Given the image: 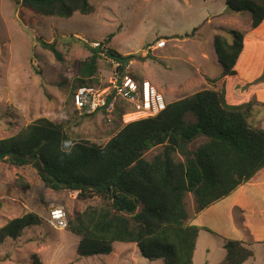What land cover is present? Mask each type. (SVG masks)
<instances>
[{"label":"rangeland","instance_id":"374dc122","mask_svg":"<svg viewBox=\"0 0 264 264\" xmlns=\"http://www.w3.org/2000/svg\"><path fill=\"white\" fill-rule=\"evenodd\" d=\"M15 2L0 0V139L44 117L61 122L74 140L102 145L132 119L128 116L131 109L127 107L110 114L88 116L69 105L77 76L76 64L91 55L83 42L89 46L91 42H98L101 49L109 47L122 55L134 54L140 58L130 60L126 69L133 76H145L156 83V88L167 96L166 102L204 89H222L229 104L252 102L248 120L264 129V19L253 30L248 10L230 12L224 0H89L90 14L74 13L69 18H59L37 16ZM223 29L241 31L246 46L234 66L235 74L230 76L221 75V66L213 51L216 33L231 38ZM110 33L113 36L106 41ZM53 40L63 57L61 62L40 45L41 41ZM160 40L164 45L146 51L147 46ZM203 51L207 58L204 60L200 58ZM113 70L111 59L99 52L94 84L105 85ZM202 77L216 80L205 82ZM125 108L128 113L119 118V111ZM204 140L199 137L189 146L194 149ZM160 148L155 146L143 156L151 159ZM38 168L35 162L14 167L0 159V225L29 211L42 219L41 225L29 227L21 237L6 239L0 245V264H33V254L42 264H164L160 258L142 257L135 244L122 242L113 243L108 255L79 256L76 253L79 237L67 228L48 224L49 210L61 206L70 216L97 205L99 198L90 194L79 196L77 191L45 188ZM18 176L23 179L18 180ZM247 196L240 199L246 203L251 224L258 225L259 207L264 206L258 199H264V185H256ZM185 201L191 215L195 210L191 193ZM222 204L210 207L209 212L220 216L222 210L215 212V209ZM220 228L201 232L193 264H222L225 249L221 240L233 234H228L225 227ZM250 248L254 256L243 264H264V244Z\"/></svg>","mask_w":264,"mask_h":264},{"label":"trees","instance_id":"16d2710c","mask_svg":"<svg viewBox=\"0 0 264 264\" xmlns=\"http://www.w3.org/2000/svg\"><path fill=\"white\" fill-rule=\"evenodd\" d=\"M224 1L230 12L248 10L252 29L264 19V0ZM15 3L43 17L69 18L74 13L92 12L89 0ZM223 30L231 38L216 33L213 49L221 75L230 76L235 74L234 66L243 51L244 34L236 29ZM112 36L108 34L105 40ZM82 44L91 55L76 64L73 91L80 85H95L99 52L119 62L120 71L133 58L140 59L109 47ZM40 45L58 61L63 60L55 40L41 41ZM127 73L139 79L129 70ZM215 80L206 78L211 83ZM252 110V102L229 104L222 89H204L167 102L155 116L129 120L102 145L74 140L61 122L42 117L0 139V153L5 152L1 160L14 167L35 162L45 188L99 198L97 205L67 215V229L79 237V256L108 255L113 243L122 242L135 244L139 254L149 260L193 264L198 233L201 229L210 230L189 224L186 195L192 194L195 212H200L264 169V129L249 122ZM126 111L120 110L118 117ZM199 137L205 140L191 149L189 144ZM155 146H160V150L146 159L144 152ZM11 152L26 156L16 157ZM17 186L15 183L16 189ZM41 222V216L33 211L7 219L0 225V245L6 239L21 237L26 229ZM223 247L222 264H242L254 256L248 245L235 238H224ZM32 258L33 264H42L37 255Z\"/></svg>","mask_w":264,"mask_h":264},{"label":"built area","instance_id":"2783aa9c","mask_svg":"<svg viewBox=\"0 0 264 264\" xmlns=\"http://www.w3.org/2000/svg\"><path fill=\"white\" fill-rule=\"evenodd\" d=\"M164 43L163 40L156 41L147 46L146 51L159 48ZM91 46L100 47L98 42H91ZM111 62L114 70L105 85H80L73 91L72 104L79 114H110L127 107L131 109L130 114H139L137 118H144L155 116L165 109L167 102L163 94L149 79H135L127 73V65L120 71L121 64L112 59ZM47 221L54 228H67L65 209L53 207L49 210Z\"/></svg>","mask_w":264,"mask_h":264},{"label":"crops","instance_id":"0c3cea01","mask_svg":"<svg viewBox=\"0 0 264 264\" xmlns=\"http://www.w3.org/2000/svg\"><path fill=\"white\" fill-rule=\"evenodd\" d=\"M193 26H195V25H193ZM255 29H258V27H256ZM255 29H253V30H255ZM244 44H245V40H244ZM213 51H214V49H213ZM245 51H246V46H245V48L243 46V51H242L243 54ZM204 54H205L204 51L201 52V54H200V58L202 60L207 59L205 57L206 55H204ZM214 55H215V52H214ZM241 55H242V53L240 54V56ZM240 56H239V58H240ZM181 59L185 63L188 62V60H185L184 58H181ZM215 59L217 60L216 55H215ZM143 78H146V77L144 76ZM209 78H212V77H209ZM202 79L205 80V82H206L205 78L202 77ZM151 82L155 86L157 85L153 81H151ZM164 97H167V96L165 95ZM260 171H264V169L259 170L249 181H247L244 184L237 187L234 190V192L229 194L224 199H222V200L216 202L215 204L203 209L200 212H195V210H194L193 213L188 216L189 224H194V225H198L200 227H205V228L209 229L211 232H214L218 229H221L220 227H225V230L228 234H233V235H229L230 236L229 238H235V239L241 240L246 245H248L249 247L253 246L255 244H264V206L259 207L258 218H261V220H259L260 221L259 224L258 225H256V224L252 225L251 221H250V217L247 213L248 211L245 209L246 203L242 202L240 199L241 196H243V198H249L247 196V193L251 192L252 188L255 187L256 185H258V184L264 185V174H260V173H264V172H260ZM258 200L260 202L264 203L263 197H260ZM217 203H223L220 207L215 209V212L218 210H222V213L220 214V216H222L223 219L217 215L213 216L212 212H209L210 207L216 205ZM208 212L210 214L209 217H207ZM221 222H223V223H221ZM256 227H258V230H256ZM203 231H206V230L201 229L199 231L196 244L200 238L201 232H203ZM227 237L228 236L223 237V240H221V245H223V243H224V238H227ZM195 251H196V249H195Z\"/></svg>","mask_w":264,"mask_h":264},{"label":"water","instance_id":"95a60500","mask_svg":"<svg viewBox=\"0 0 264 264\" xmlns=\"http://www.w3.org/2000/svg\"><path fill=\"white\" fill-rule=\"evenodd\" d=\"M14 156L16 157H25L26 155L24 154H19V153H15V152H11ZM5 156V152L0 153V159L3 158Z\"/></svg>","mask_w":264,"mask_h":264},{"label":"bare ground","instance_id":"6f19581e","mask_svg":"<svg viewBox=\"0 0 264 264\" xmlns=\"http://www.w3.org/2000/svg\"><path fill=\"white\" fill-rule=\"evenodd\" d=\"M128 116H129V117L131 116L132 119H134V118H136L137 115H135V114H131V115H128ZM132 119H131V120H132Z\"/></svg>","mask_w":264,"mask_h":264}]
</instances>
